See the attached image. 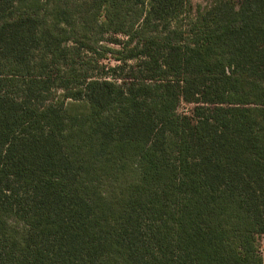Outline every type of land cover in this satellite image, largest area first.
<instances>
[{"label":"trees","instance_id":"1","mask_svg":"<svg viewBox=\"0 0 264 264\" xmlns=\"http://www.w3.org/2000/svg\"><path fill=\"white\" fill-rule=\"evenodd\" d=\"M192 10L0 0V264H264V0Z\"/></svg>","mask_w":264,"mask_h":264},{"label":"rangeland","instance_id":"2","mask_svg":"<svg viewBox=\"0 0 264 264\" xmlns=\"http://www.w3.org/2000/svg\"><path fill=\"white\" fill-rule=\"evenodd\" d=\"M190 2H191V7H192V12H193V14L192 15H194V12H196L197 11V8L199 7V6H202V7H207L210 3H211V1L212 0H189ZM187 19L186 20H184V21H182L183 23H187ZM180 22V21H179ZM181 22V23H182ZM137 60H130L127 64H129V65H136L137 64ZM104 63H106V65H111V64H115L116 62L115 61H112V60H110V59H106V60H104ZM98 71V70H97ZM99 72V71H98ZM190 109H191V105L190 104H187V103H185V102H182L180 105H179V112H182V113H186V112H189L190 111ZM259 244H260V249H261V251H262V253H263V255H264V236H261L260 237V240H259Z\"/></svg>","mask_w":264,"mask_h":264}]
</instances>
